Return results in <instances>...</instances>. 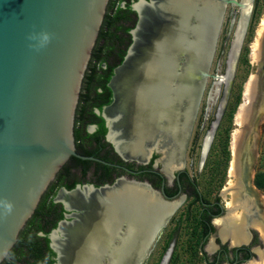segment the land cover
<instances>
[{"label": "water", "instance_id": "obj_1", "mask_svg": "<svg viewBox=\"0 0 264 264\" xmlns=\"http://www.w3.org/2000/svg\"><path fill=\"white\" fill-rule=\"evenodd\" d=\"M108 2L109 0H0V264L17 242L19 233L33 216L38 202L56 174L70 157L106 163L76 151L73 126L80 88ZM161 3L163 0H139L137 4L146 6L149 15H144L135 6L139 22L132 32L134 42L123 62L115 69L113 77V80L117 77L118 82L112 104L116 105L119 98L121 114L111 119L105 111L103 113L108 127L107 140L124 160L136 161L139 164L146 163L152 152L158 151L159 144H170L160 136L156 125L146 138L135 137L131 131L130 115L134 106L136 111L139 110L137 104L140 96L150 85L147 81L150 82L156 77L158 80L155 83L163 82V77L166 76L171 78L172 82L169 84L174 89L178 84L192 86L193 97L190 100L180 98L186 104L185 107H180L183 115L181 118H185L184 122L180 119V125L184 124L179 149V157H182L209 76L215 79L217 86L224 84L220 115L223 113L253 0L247 5L248 14L243 34L235 50L233 66L226 81L220 80L218 75H210L209 69L226 5L242 8V1L217 0L214 3V14L207 18L210 34L206 40L204 57H195L192 60L184 53L186 51L179 53L176 47L177 57H163L160 53L161 50L162 53L164 51L159 46H165V43L172 40L177 30L174 14L176 9H162ZM201 7L198 2L184 7L185 13L190 12V23L195 22L196 26L199 25L200 18L195 19V16L191 15L192 8L200 13ZM209 7L212 10L211 6ZM169 50L174 52V49ZM196 51L200 55L201 49ZM258 53V71L254 75L256 79L253 82V94L245 104L250 116L244 124L245 128H239L242 140L239 143V153L237 152L241 164L245 167L246 181L252 185L250 172L254 170L260 125L264 120V34ZM164 59L171 62L165 69L159 65ZM188 62L192 64V71L185 72L184 65ZM163 70L165 73L161 76ZM240 105L242 102L239 107ZM117 121L122 123V130H116L117 141L114 142L109 135L113 132V124L118 125ZM133 140L142 143L144 153L140 157L130 156L122 149ZM122 181L144 187L141 181L120 177L111 185L97 189L89 186L93 194L88 199L80 200L82 204L71 205L72 203L64 201L67 210L72 211L67 217L74 219L70 222L61 221L50 233V246L56 253L55 262L51 264H78V236L80 239L82 237L78 230L80 217L76 211L82 208L90 215L93 214L94 206L99 202V199L96 200V194L118 187ZM79 188L78 185L72 193H78ZM148 190L161 201L167 202L159 191H153L149 186ZM250 191L260 198L255 187L250 188ZM175 206L166 211L131 264H142L144 258L151 253L152 244ZM68 224H71L78 235L73 234L71 240L64 241L61 236L64 235L63 231H66ZM169 257L170 252H167L160 264H167ZM107 260H110L108 253L102 255L97 264H106Z\"/></svg>", "mask_w": 264, "mask_h": 264}, {"label": "flooded vegetation", "instance_id": "obj_2", "mask_svg": "<svg viewBox=\"0 0 264 264\" xmlns=\"http://www.w3.org/2000/svg\"><path fill=\"white\" fill-rule=\"evenodd\" d=\"M138 1L139 0H109L108 2L107 9H109V14H115L114 12H116L118 18L115 15L112 21H108V26L104 29L105 34L102 37L101 43L104 44L105 51L101 54V57L98 58L99 60H93V64H96L95 73L90 79V82L85 84L86 86L89 85V87L86 88L87 90L85 89L83 93V98L86 100L82 102V105L85 107H80V109L78 107L75 114V120H77V125L75 127L79 130V134L81 135V138H79L78 140L75 139L76 151H80L78 152L80 154H82V152L86 153L82 155L93 156L102 161H105L106 163L90 160L93 163L91 165H88L89 167L87 168L85 175H83L82 173L81 166L73 167L72 171L70 170L69 172L76 174L77 178L74 177V174L69 175V173L61 172L62 168L56 174L55 179L51 182V184L45 191L47 192L48 190H50L51 194L49 198L51 197L52 202L57 206L56 211L52 213L53 219L56 221V225L53 227L52 224H48L38 232L39 236H46L48 238V246L52 250L53 255H47V261L39 264H51L55 262L56 253L50 246V233L52 232V230L57 228L58 224L61 221L70 222L72 221V219H74L73 217H67V215L72 213V211L67 210L65 202L60 200L59 197H61V195L65 193H72L78 185L80 187L78 190V194L81 196L82 191H84L85 188H88L91 185L93 186V188L97 189L105 185H111L117 178L120 177H126L128 179H136L138 181H141L144 184V188L148 190L149 186L151 190L159 191L164 200H166L168 203L173 202L174 206L176 205L171 216L167 220L166 224L161 228L155 240L156 243L160 236L162 234H165V231L167 232V235L169 237L168 239L172 238L171 242L167 240L166 245L164 244V253L162 255L160 263L166 253L170 252V257L167 264L169 263L171 259V253L173 252V248L175 247L177 238L180 235L186 234L189 237L196 238L194 241L203 264H264V259H261V254L263 253L262 256L264 255V239L262 238L261 232L256 225L250 223L251 225L248 224L245 227V240H243L239 244H233L229 236L222 238V236L220 235L219 226L216 224V220L225 218L227 214L234 211L235 213H240L244 208L242 206H237L236 209L235 207L230 208L226 205L230 197L229 195L225 194L226 199L223 200V192L225 186L223 188L221 187L219 193L216 194L213 198L207 196V192L205 189L200 188L198 184V175L192 174L188 169L189 167H192L191 164L187 165L186 163L189 153L187 148L192 130L188 139L187 146L183 152V156L174 161L175 165L173 164L172 166H170V168L168 167L169 172L163 168V159L166 155L169 154L171 149V141L169 139L168 141L170 142V144H168L167 146L159 144L158 151H153L146 163L139 164L136 161L124 160L114 149L112 143L106 138L108 127L106 119L103 116L104 111L108 116L111 117V119H115L121 114L119 98L117 99L116 105L112 104L115 93H117L116 89L118 82L117 77L114 78V80L113 77L115 74V69L123 62L128 49L134 42V36L132 32L139 22V14L135 9V6L138 5ZM202 1L203 0H196L195 2H198V5L202 6ZM224 13L222 16L220 28L222 26ZM232 27L233 40L235 35L236 23L235 25L232 23L229 26V30H231ZM232 40L230 42V48ZM224 52V49H222L220 53L223 54ZM87 93H89L90 95L89 98L87 97ZM80 97L81 95L79 96V99ZM94 98H96V101H93ZM105 98H110V102H106ZM78 110H80L81 112ZM223 113L221 114V116L223 115ZM101 121L106 128V132L104 134H96V132H98L99 130V123ZM121 124L122 123L118 122V125L116 127L118 131L122 130ZM217 125L211 131L212 136L214 135V130L217 128ZM77 147L80 150H78ZM204 158L205 159L202 160L200 157L199 166H202L200 168L201 174L203 168L205 167L207 154ZM182 161L183 165L180 166V162ZM97 164H102V166H97ZM241 180H243V182H247L246 176L244 178L243 175V178ZM72 184L73 187H69ZM247 186H249L247 188L252 194V198H256V193L250 191V188H256V186L250 184L249 182H247ZM89 189L91 188H88V190ZM246 193V195L249 194L248 191ZM255 198L252 199L251 205L249 204V210L251 209V211L253 212L251 213V216L255 218L258 217L261 221L264 222L263 203L256 201ZM77 204L82 203L78 201ZM182 207L184 208L177 215L178 210H180ZM76 212L80 217V225L78 230L79 232L85 231L88 227L87 221L89 214H87L88 212L83 211L82 208ZM66 227V231L65 229L63 231L64 235L61 236L62 240L64 241L71 240V236H73V234L75 233V230L72 229L71 224H68ZM154 244H152V248L154 247ZM210 245L213 249H210Z\"/></svg>", "mask_w": 264, "mask_h": 264}, {"label": "bare ground", "instance_id": "obj_3", "mask_svg": "<svg viewBox=\"0 0 264 264\" xmlns=\"http://www.w3.org/2000/svg\"><path fill=\"white\" fill-rule=\"evenodd\" d=\"M195 1L196 0H163V3H161L160 7L162 9L163 7L171 11L176 9L174 14L177 20V30L173 35L175 42L173 39H170L167 44L165 43V46H159L161 49L163 48L164 53L161 52L162 50L160 51L163 57H172V55L177 57V49L179 53L186 51L184 53L186 55L188 54L191 60L195 57L203 59L206 40L210 34V26L207 18L214 14V3L217 0H203L200 13H197L192 8L191 15L195 16V19L198 17L200 18L199 20L201 23L198 21L200 28H198L199 25L196 26L195 23H190V12L185 13L184 10V7L194 5ZM241 1L243 6L240 8V19L231 44V50L229 51L227 72L219 77L220 80L223 81H226L232 69L235 56L234 53L239 46L245 26L246 15L248 14L247 5H249L251 0ZM209 6H211L212 10ZM137 8L139 11H142L144 15H149V9L143 4H138ZM263 34L264 18L257 30L255 40L251 45L252 51L250 53V58L253 62H258V51ZM169 49H174V52ZM198 49H201L200 55L196 53ZM160 57L162 56L160 55ZM159 65L165 69V66L171 65V62H166L164 59ZM184 66L185 72L192 71L191 62H188ZM157 67L159 69V66ZM164 73L165 71L163 70L161 76ZM163 78V82L159 81L158 83H155L158 80L156 77H153L150 82L147 81L150 85L147 86L145 92H143L141 96L139 95L140 100L137 104L139 110L136 111L134 106L130 115L129 125L133 135L142 138H146L151 129L156 125L164 139H169L171 141L170 152L163 159V168L168 171L170 166L175 163L174 161L179 159L180 136H182L181 133L184 126V124L180 125V119H182L181 116H183L180 107L186 106L180 98L185 97L190 100L193 97V89L192 86H182L179 84L174 89L169 84L172 82L171 78H167L166 76ZM146 79L150 80V78L147 77ZM254 79L256 78L251 76L247 80L244 91L242 92L244 97L242 105H240L235 114L236 123L242 124L241 129H243V127L245 128L244 124L249 120L250 113L246 111L245 104L253 94ZM184 114L186 115L185 109ZM182 120L184 122L185 118ZM115 126L117 127L116 123L113 124V132L109 135L114 142L117 141V128ZM241 135L242 133L240 130H235L232 134L231 151L233 160L229 169H227L230 180L227 182L224 192L230 196L226 204L228 207L236 208L237 206H242L244 209L240 213H235L234 211L227 214L225 218L216 220L222 238L229 236L233 244H239L245 240L244 230L250 223L257 226L264 239V222L258 217L255 218L251 216L253 212L251 209L249 210V204L251 205L252 199L255 197L252 198V194L247 188V182L241 180L243 175L244 178L246 176L244 164H241L237 154V152L239 153L238 150H240L239 143L242 140ZM211 137L212 132L208 133L205 137L202 152L203 157L208 150ZM135 140L121 148L130 156L140 157L144 153L143 146L142 143L139 141L135 142ZM182 165L183 161L180 162V166ZM244 188L248 190V195H246V189L244 190ZM224 192L223 196L225 195ZM92 194L93 192L85 188L81 196L78 193H65L61 195L59 199L68 204L72 203L71 205H76L78 201L81 199L84 200ZM97 199H99V202L94 206V213L91 215L87 213L89 214V225L85 231L80 232L82 239L78 236V243H80L76 255V262L78 264H97L100 257L104 254L107 255V253L110 260H107L106 264H125V259L127 264H131L133 259L137 257L135 255L140 251L147 237L157 228L158 222L162 219L166 211L174 205L173 202L168 203L161 201L154 193L143 186L124 183V181L118 184V187L105 190L101 194H96V200ZM255 199L260 202L259 198L256 197ZM74 232V234L78 235L76 230ZM209 247L213 249L211 245ZM262 254L261 259L263 260L264 255L262 256Z\"/></svg>", "mask_w": 264, "mask_h": 264}, {"label": "rangeland", "instance_id": "obj_4", "mask_svg": "<svg viewBox=\"0 0 264 264\" xmlns=\"http://www.w3.org/2000/svg\"><path fill=\"white\" fill-rule=\"evenodd\" d=\"M238 14L240 15V8L235 5L226 6L215 53L209 69L210 75H218L220 77L226 74L228 65L227 59L229 56L228 51L233 32V27L229 30V26L232 23L234 25L236 23L237 28L240 19ZM249 16L250 18L244 34L240 56L237 60L234 78L230 92H228V101L223 115H220V107L224 96V84L222 83L217 86L215 84V79L209 76L206 80L204 91H202L203 95L194 120L193 128L191 129L192 134L187 148L189 153L188 159L186 158V163L187 165L191 164L192 167L188 168L189 171L194 175H198V184L200 188L205 189L207 196H210V198H213L218 194L221 187L223 188L226 186L227 182L230 180L227 169H229L233 160L231 151L232 134L235 130L239 131L242 128V124L236 123L235 114L237 112L236 109L239 107L238 104L243 102L244 97L242 92L244 91V86L247 80L251 76L255 78L254 75L258 71L257 62L251 60L250 53L252 51L251 45L255 40L257 30L264 18V0H253L251 15ZM222 49L225 51L223 54L220 53ZM216 125L217 128L214 130L215 132L212 136V142L210 140L209 144H211V146L209 145L210 149L208 147V153L206 152L207 158L205 160V167L201 174L200 168L202 166H199L200 157L203 160L206 156V154L204 157L202 156L204 140L206 135L210 133ZM253 169L251 176L253 178V185L256 186V174L261 171L264 172V120L260 125L259 141L257 143V158ZM74 177L77 178L76 174H74ZM256 189L259 192V199L260 202L263 203L264 211V188L260 189L256 186ZM224 199H226L225 195L223 196V200ZM183 208L184 207L178 210L177 215ZM168 238L167 232L165 231V234H162L154 244L151 253L144 258L142 264H160V260L164 253V246L166 245L167 240L171 242L172 239ZM195 239L196 238L189 237L186 234L180 235L176 240L168 264H203L194 241Z\"/></svg>", "mask_w": 264, "mask_h": 264}, {"label": "trees", "instance_id": "obj_5", "mask_svg": "<svg viewBox=\"0 0 264 264\" xmlns=\"http://www.w3.org/2000/svg\"><path fill=\"white\" fill-rule=\"evenodd\" d=\"M109 9H107L101 29L99 37L97 38L96 44L92 51V56L89 61L88 67L85 72V76L83 78V86L81 88V97L79 99V103L77 108L79 107H85L82 105V102L86 99L83 98V93L86 88L89 87L85 84L90 82V79L93 77L95 73L96 64H93V60H99L98 58L101 57V54L105 51L104 50V44L101 43L102 37L105 34V27H107L108 21H112L114 19V16L117 14H109ZM118 18V16L116 15ZM107 89V88H106ZM87 90V89H86ZM87 97L89 98L90 95L87 93ZM106 102H110V98H105ZM93 101H96V98L93 99ZM80 111V110H78ZM81 112V111H80ZM77 120H75V126L77 125ZM73 126V127H75ZM106 132V128L103 125V122L101 121L99 123V130L96 132V134H104ZM75 139L78 140L81 138V135L79 134V130L75 127ZM80 147V146H79ZM78 148V147H77ZM78 150H80L78 148ZM80 152V151H78ZM86 152V151H85ZM82 154H86L83 153ZM93 162L90 160H81L76 157H70V160L64 164V166L61 169V172L69 173V175H73L74 173H70L69 171H72L73 167L81 166L82 167V173L85 175L88 165H91ZM97 166H102V164H97ZM98 169V168H97ZM255 184L258 188L263 189L264 188V172H258L255 176ZM69 187H73V184ZM51 192L48 190L43 194L40 202H38V206L33 214V216L28 220L24 228L21 230L18 236V240L13 246V248L9 251L8 255L4 259V261L1 264H39L44 261H47V255H53L52 250L48 246V238L46 236L41 237L38 235V232L41 231L44 226L48 224H52L54 227L56 225V221L53 219L52 213L56 211L57 206L55 203L52 202L51 197L49 198ZM50 262V261H49Z\"/></svg>", "mask_w": 264, "mask_h": 264}]
</instances>
